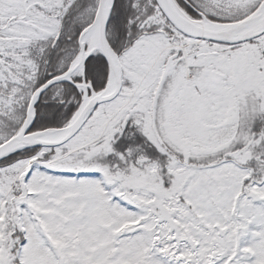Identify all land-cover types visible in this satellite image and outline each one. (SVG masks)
I'll list each match as a JSON object with an SVG mask.
<instances>
[{"label": "snow or ice", "instance_id": "1", "mask_svg": "<svg viewBox=\"0 0 264 264\" xmlns=\"http://www.w3.org/2000/svg\"><path fill=\"white\" fill-rule=\"evenodd\" d=\"M0 264H264V0H0Z\"/></svg>", "mask_w": 264, "mask_h": 264}]
</instances>
